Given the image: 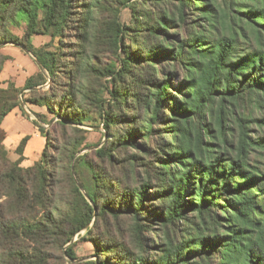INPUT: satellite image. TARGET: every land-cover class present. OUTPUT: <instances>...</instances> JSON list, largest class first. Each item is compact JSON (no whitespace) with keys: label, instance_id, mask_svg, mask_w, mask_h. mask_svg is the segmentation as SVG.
Instances as JSON below:
<instances>
[{"label":"trees","instance_id":"trees-1","mask_svg":"<svg viewBox=\"0 0 264 264\" xmlns=\"http://www.w3.org/2000/svg\"><path fill=\"white\" fill-rule=\"evenodd\" d=\"M8 44L48 76L0 87L1 157L7 116L46 111L40 160L23 166L26 136L0 173V264H77L65 247L84 230L91 264H264V0H0V75ZM104 44L119 68L99 64ZM91 114L112 139L81 155ZM123 218L131 241L108 221Z\"/></svg>","mask_w":264,"mask_h":264},{"label":"rangeland","instance_id":"rangeland-1","mask_svg":"<svg viewBox=\"0 0 264 264\" xmlns=\"http://www.w3.org/2000/svg\"><path fill=\"white\" fill-rule=\"evenodd\" d=\"M119 9V18L120 21L122 23H130L131 21V11L129 8L120 5L118 6ZM83 11V9H82ZM82 15V14H81ZM106 19H109V17H107L105 15ZM24 30H25V26L24 25H20L18 27L15 26H9V31H11L14 35H17L19 38H21L24 34ZM68 42L71 41V38H66ZM51 41V38L49 36H36L35 38V44L37 46L40 45H44L47 44ZM58 40L55 39L53 44L52 49H58ZM6 46H11L14 47L12 49H15L19 55H21V60L14 63L12 66L9 67L8 71L2 76L3 78H10V77H20L23 76L26 71L30 72V70L32 69L33 71L36 70V60L34 58V56L28 52H23L22 49L18 46H15L13 44H8V45H3L1 48L6 47ZM98 62L101 66H109L112 68H119V62L116 60L115 55L111 52V48L108 44H104L101 56L98 59ZM29 67L31 69H29ZM48 75V73H47ZM1 77L0 81L2 82L3 78ZM111 77H105L102 81V83L104 85H109L111 86ZM2 84V83H0ZM49 84H47L44 88H48ZM102 96L104 97V99L108 100L109 94L107 93L106 89L102 90ZM24 106V112H25V116L23 115L22 111V115L27 119H31L33 121L37 120V117L35 115V113H46V111L44 109H41L39 107H35V106H31V105H26L25 103H23ZM28 115L30 117H28ZM49 118H51V115H49ZM91 118L93 119V123L96 126H93L91 124H89V122H87V124H84L83 126H80L79 128H81L82 130H84L85 132H82V135L84 137V142H83V146H82V151L80 152L81 155L86 154V153H90L94 150H98L100 148H102L106 143L107 140L112 139L109 134L104 130L103 126H101L99 124V120L97 119L95 114H91ZM60 118H56L52 121L51 125L54 124L57 120H59ZM43 125L46 129H49L51 125H45V124H41ZM256 137H264V133H260V134H255ZM2 136H0L1 138ZM42 140H44V137L42 136ZM5 141V140H4ZM5 148L7 149V153L8 155L5 156H0V173L2 172H7L9 170V166L8 164H12L14 163L18 158L19 155L16 153V148H17V143H12L11 141L8 140L5 142ZM1 148V147H0ZM41 148V141L39 140H33L29 146V162L27 164L30 163H34L36 160H40L39 156H40V150ZM39 158V159H38ZM25 160H27L26 158H24L23 163L25 162ZM250 162L255 164L256 166L260 167L263 171H264V149H258L256 151H252L250 154ZM102 167H105L107 169H111L107 164H101ZM100 167V166H97ZM112 170V169H111ZM114 172V174L116 176H122L123 172H122V168H120L119 166H116V168H113L112 170ZM84 174L86 175L87 172L84 171ZM77 182V180H76ZM78 183V182H77ZM4 186L5 185H0V191L3 192L4 191ZM66 192L69 194L70 192V188L67 186L66 187ZM6 198L2 199L0 202H5ZM7 212V211H6ZM109 224L112 228L113 231H115V226L116 224H119V227L121 228V233L119 234L118 231H116V235L124 237L125 239H127V241H131L133 239L131 231H132V220L128 219V218H123L121 219L119 222H114L112 223L111 220L109 219ZM100 225H102V223H100ZM91 226V225H90ZM156 231H160V230H156ZM161 232H158V234H160ZM174 233V231H173ZM75 243L76 247V254H77V264H91L93 260H96V257L92 256L93 253V246L91 244V242L89 241V239L86 236V230L82 231L80 234L76 235L71 243L69 245H67L65 247V249L67 247H69L71 244L73 245ZM218 258V257H216Z\"/></svg>","mask_w":264,"mask_h":264},{"label":"crops","instance_id":"crops-1","mask_svg":"<svg viewBox=\"0 0 264 264\" xmlns=\"http://www.w3.org/2000/svg\"><path fill=\"white\" fill-rule=\"evenodd\" d=\"M35 38H36V36L32 38V43L35 46H37L35 44ZM12 48H14V47L6 46V47L1 48L2 53L10 56L11 60H9L7 62V64L5 65V68L0 75V79L8 71L10 66H12L14 63L21 60V55H19L18 52ZM35 66H36L35 67L36 70L33 71L29 67V69H31L30 72L26 71V73L23 76H20V77L14 76V77H10L8 79L2 77L3 80H2V82L0 81V83H2V84H0V87L7 88L9 81L15 82L17 87H23L27 78L30 77L31 75L35 74L37 72V70L39 69L37 64H35ZM2 129L4 130V133H5L4 144L6 141L10 140L11 144L17 143V145H19L24 137L30 136V140L27 143V146H26L25 151H24V156L27 160H25V162L23 163V166L28 167V166H31L35 162L38 161V160H36L34 163L27 164L29 162V156H28L29 153L28 152L30 150L29 146H30L31 142L35 139L41 141V148L39 150V152H40L39 158L41 157L42 150L45 146V139L42 140V135L39 132L38 128L33 124V120L27 119V117L25 118L22 115L21 111L19 109H17L15 111H13L9 116H7V118L3 122Z\"/></svg>","mask_w":264,"mask_h":264},{"label":"water","instance_id":"water-1","mask_svg":"<svg viewBox=\"0 0 264 264\" xmlns=\"http://www.w3.org/2000/svg\"><path fill=\"white\" fill-rule=\"evenodd\" d=\"M36 64H37V66L39 67V69L41 70V71H43L46 75H47V72L45 71V69L43 68V66L41 65V64H39L38 62H36ZM48 76V75H47ZM21 106L24 108V104H23V102H21ZM28 117H30L29 115H28ZM87 199H88V197H87ZM89 200V199H88Z\"/></svg>","mask_w":264,"mask_h":264}]
</instances>
